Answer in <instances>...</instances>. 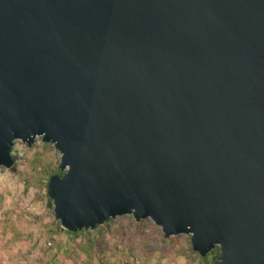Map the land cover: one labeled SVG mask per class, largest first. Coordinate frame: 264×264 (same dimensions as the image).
Returning <instances> with one entry per match:
<instances>
[{
	"label": "water",
	"instance_id": "water-1",
	"mask_svg": "<svg viewBox=\"0 0 264 264\" xmlns=\"http://www.w3.org/2000/svg\"><path fill=\"white\" fill-rule=\"evenodd\" d=\"M37 137L67 231L131 214L264 264V0H0V166Z\"/></svg>",
	"mask_w": 264,
	"mask_h": 264
},
{
	"label": "rangeland",
	"instance_id": "rangeland-1",
	"mask_svg": "<svg viewBox=\"0 0 264 264\" xmlns=\"http://www.w3.org/2000/svg\"><path fill=\"white\" fill-rule=\"evenodd\" d=\"M13 154L16 169L0 166V264H208L213 258L212 251H195L189 234L167 237L151 218L131 214L67 232L47 193L61 153L37 137L32 146L16 140Z\"/></svg>",
	"mask_w": 264,
	"mask_h": 264
},
{
	"label": "trees",
	"instance_id": "trees-1",
	"mask_svg": "<svg viewBox=\"0 0 264 264\" xmlns=\"http://www.w3.org/2000/svg\"><path fill=\"white\" fill-rule=\"evenodd\" d=\"M16 164V163H15ZM17 168V166L16 165H14V167H13V169H16ZM60 169H58V171H59ZM58 173H60V174H62L63 172L60 170ZM53 175V174H52ZM51 177V176H50ZM50 202L52 203V200H50ZM110 221H112V219L110 220ZM59 226L61 227V225L59 224ZM67 232H69V231H67ZM69 233H71V234H77V233H72V232H69ZM212 253H213V258L211 259V261L208 263V264H213L217 259H218V256H219V254H220V249L219 248H216V249H214V250H212Z\"/></svg>",
	"mask_w": 264,
	"mask_h": 264
},
{
	"label": "built area",
	"instance_id": "built-area-1",
	"mask_svg": "<svg viewBox=\"0 0 264 264\" xmlns=\"http://www.w3.org/2000/svg\"><path fill=\"white\" fill-rule=\"evenodd\" d=\"M24 154V148L22 146L17 147V155L22 156Z\"/></svg>",
	"mask_w": 264,
	"mask_h": 264
}]
</instances>
